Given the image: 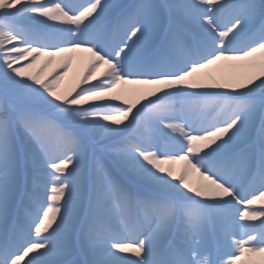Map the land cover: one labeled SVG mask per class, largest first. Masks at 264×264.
I'll use <instances>...</instances> for the list:
<instances>
[{"label":"snow or ice","instance_id":"6c2138e0","mask_svg":"<svg viewBox=\"0 0 264 264\" xmlns=\"http://www.w3.org/2000/svg\"><path fill=\"white\" fill-rule=\"evenodd\" d=\"M0 264H264V0H0Z\"/></svg>","mask_w":264,"mask_h":264},{"label":"rangeland","instance_id":"374dc122","mask_svg":"<svg viewBox=\"0 0 264 264\" xmlns=\"http://www.w3.org/2000/svg\"><path fill=\"white\" fill-rule=\"evenodd\" d=\"M87 61H88L87 54H81V58L78 61V69H82L83 66L87 64ZM227 68L230 70L229 72H226ZM45 71L47 73L48 71H50V69H46ZM209 71H211L212 74L217 77V79L227 80L232 73L239 71V69L229 68L226 62H221L220 65L214 66ZM74 80H75V74L70 75V77L66 81L65 87H70Z\"/></svg>","mask_w":264,"mask_h":264},{"label":"bare ground","instance_id":"6f19581e","mask_svg":"<svg viewBox=\"0 0 264 264\" xmlns=\"http://www.w3.org/2000/svg\"><path fill=\"white\" fill-rule=\"evenodd\" d=\"M229 71H230V70L227 68L226 72H229ZM69 77H70V76H69ZM73 83H75V80L73 81ZM73 83H72V84H73Z\"/></svg>","mask_w":264,"mask_h":264}]
</instances>
